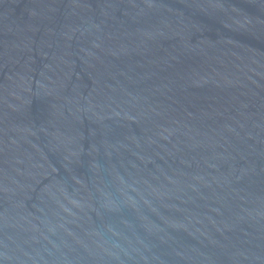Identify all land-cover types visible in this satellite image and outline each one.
I'll return each instance as SVG.
<instances>
[{
    "label": "water",
    "instance_id": "95a60500",
    "mask_svg": "<svg viewBox=\"0 0 264 264\" xmlns=\"http://www.w3.org/2000/svg\"><path fill=\"white\" fill-rule=\"evenodd\" d=\"M0 264H264V0H0Z\"/></svg>",
    "mask_w": 264,
    "mask_h": 264
}]
</instances>
